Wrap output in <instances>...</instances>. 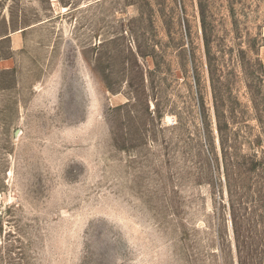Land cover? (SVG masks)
I'll list each match as a JSON object with an SVG mask.
<instances>
[{
	"label": "rangeland",
	"instance_id": "obj_1",
	"mask_svg": "<svg viewBox=\"0 0 264 264\" xmlns=\"http://www.w3.org/2000/svg\"><path fill=\"white\" fill-rule=\"evenodd\" d=\"M0 264H264V0H0Z\"/></svg>",
	"mask_w": 264,
	"mask_h": 264
}]
</instances>
